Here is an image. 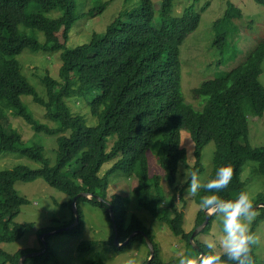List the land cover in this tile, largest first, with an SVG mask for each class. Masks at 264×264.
<instances>
[{
    "label": "trees",
    "instance_id": "trees-1",
    "mask_svg": "<svg viewBox=\"0 0 264 264\" xmlns=\"http://www.w3.org/2000/svg\"><path fill=\"white\" fill-rule=\"evenodd\" d=\"M174 1L161 0L160 21L156 22L153 1L138 0L134 8L120 12L104 33H94L89 41L66 47L69 29L79 18L77 0H0V98L5 99L14 114L29 122L35 131L53 135L57 143L55 162L51 163L43 145L25 144L22 134L11 125L9 115L0 107V154L16 152L42 164L38 168L17 164L0 169V243L17 240L34 227L33 222L14 221L21 206L28 202L15 188L18 180L43 178L50 186L69 195L66 202L71 207L76 198L80 215L78 224L69 229L65 226L75 220L74 212L71 221L61 225V229L42 227L40 234L44 233V239L39 238L42 249L45 247L43 241L47 248L40 254L27 255L38 251L30 247L14 252L0 247V264H20L23 256H26L23 264H48L54 256L48 243L50 231L59 229L53 234L73 235L83 231L82 201L103 209L114 229L111 238L119 243L113 242L114 252L126 251L138 242L144 243L148 248L147 256L140 263L144 264L150 256L145 238L148 235L154 245V255L148 264H178V259L163 258L161 245L135 213L129 215L121 194H116L118 200L114 193L107 198L108 181L101 169L111 160L108 173L120 170L128 176H136L133 191L138 205L184 238L187 254L193 250L191 255L197 258L201 252L208 251L197 235L209 230L215 213L194 237L196 247L190 237L205 220L206 212L200 207L194 228L185 231L184 213L177 210L175 191L167 195L161 176L149 172L147 151L159 140L158 145H153V153L165 170L168 184L175 187L180 164H188L187 152L181 143L182 129L188 130L194 140L195 161L191 171L196 172L197 177L204 170L201 164L204 146L211 140L215 142L212 169L205 180L214 176L218 166L229 167L231 179L226 188L220 190L223 198L232 199L245 190L241 173L247 161H256L258 165L254 170L264 176V146L253 147L248 138V114H264V85L259 79L264 39L249 48L240 46V51L229 57L228 63L238 61L192 89L194 96L201 97L204 102L203 107L197 109L183 93L180 45L199 26L201 14L189 5L181 15L174 16ZM254 1L264 6V0ZM31 2H36L37 8L27 12ZM107 4L108 1L103 2L90 14L102 11ZM57 7L63 9L62 14L46 15ZM241 16L240 7L228 2L222 16L214 21L213 42L221 49L236 26L234 19ZM20 26H24V30ZM38 32L44 35L43 41ZM25 49L60 51L59 78L49 73L42 77L46 97L38 93L22 71L17 55ZM23 94L31 95L34 102L46 108L50 124L35 117L23 102ZM68 98H75L76 103L79 100L88 103L95 122L89 124L86 114L73 111L67 103ZM203 191L200 189L195 194L198 204ZM81 192L92 197L81 196ZM180 194L183 197V188ZM252 205L258 212L256 224L264 219V194L258 193ZM111 206L115 212L114 220L110 215ZM255 224L249 230L253 235ZM93 244L92 240L81 241L78 249L88 251ZM220 255L223 259L222 253ZM249 255L254 264V242L249 246ZM86 264L108 263L94 258Z\"/></svg>",
    "mask_w": 264,
    "mask_h": 264
},
{
    "label": "rangeland",
    "instance_id": "rangeland-1",
    "mask_svg": "<svg viewBox=\"0 0 264 264\" xmlns=\"http://www.w3.org/2000/svg\"><path fill=\"white\" fill-rule=\"evenodd\" d=\"M105 1H108V4L102 11H98L94 15L90 14V11L99 8ZM152 1L156 11L155 21L159 22L161 0ZM228 2L240 7L242 16L234 19L236 26L230 31L227 43L221 49L213 42L216 33L213 24L217 18L222 16ZM137 3L138 0H77L79 18L69 29L66 47H73L87 42L94 33H104L107 25L120 12L134 8ZM207 3L208 5H206ZM36 5V2H31L27 6L26 11L35 10L37 8ZM189 5H193L194 10L201 14V19L199 26L190 32L180 45L182 89L186 100L195 108L200 109L204 105L203 99L195 97L192 89L202 80L218 75L221 71L228 69L230 65L238 61L239 59H236V61L228 63L229 57L236 55L240 51V46L249 48L253 43L264 39V6L254 0H175L172 14L174 16L181 15L184 8ZM62 13L63 9L57 7L46 13V15L56 17ZM20 28L24 30L25 27L20 26ZM38 36L41 41L44 40V35L41 32H38ZM17 59L20 62L23 73L35 86L38 93L46 97V88L42 82V77L49 73L52 77L59 78V70L62 63L60 51L44 52L25 49L17 55ZM259 79L264 85V59ZM87 97L89 98L90 96L88 95ZM22 100L39 121L50 124L44 106L34 102L29 94H23ZM67 103L73 111L86 114L89 124L95 122V119L90 115L88 103L82 100L76 103L75 98H68ZM0 107L9 115L11 125L22 134L25 144L38 143L43 145L45 155L50 159L51 163H54L57 146L55 137L45 132L35 131L29 122L14 114L13 110L7 106L5 99L0 98ZM248 115V138L251 146H264V114L262 116H253L249 113ZM51 123L55 124L53 121ZM158 142L159 140H156L154 143L158 145ZM181 143L186 149L188 164H180L175 187L168 184L165 170L159 164L156 154L153 153L155 152L153 148L155 144L149 148L147 156L149 172L151 175L159 174L161 176L164 192L168 195L175 191L177 210L183 211V228L188 232L195 226V218L200 204L197 203L195 194L187 192V182H182L185 169L191 171L195 161L193 155L194 140L186 129L181 130ZM215 148L216 144L211 140L202 150L201 164H203L204 170L198 175V179L202 182L212 169ZM0 155V169L11 168L17 164H26L32 168H38L42 165L40 162L16 152H3ZM112 163L113 160L106 162L101 169V173L106 175L108 181L107 198L109 199L113 193L115 195L121 194L124 197L129 215L135 213L143 221L153 234L154 239L161 245L164 259H179L180 256L187 255L188 246L186 240L175 234L167 223L159 221L146 209L138 205L137 197L133 191V187L137 184L136 176H128L120 170L112 174L108 173ZM257 165L256 161L249 160L244 164L241 173L245 190L249 193L252 202L258 193L264 194V176L254 170ZM15 188L20 195H24L28 199V202L21 206V210L14 221L17 223L33 222L34 227L17 240L1 242L0 247L8 252H14L25 247L37 249L38 251L42 250L41 228L45 226L59 228L61 225L69 223L73 218L74 210L66 202L69 200V195L50 186L41 177L29 181L18 180L15 182ZM182 188L183 197L180 196ZM117 196H115V199L118 200ZM81 212L84 229L80 234L52 233L49 237L48 243L54 256L48 264H86L94 258L103 259L108 264H124L125 260L130 256L135 257L138 264L143 262L148 251L144 243L138 242L126 251L114 252L113 242L115 240L111 238L114 229L108 223L100 206L89 201H82ZM257 214L258 212L247 222L249 230L255 224ZM209 226L208 231H202L197 235L199 241L218 240L222 236L221 224L216 214ZM254 237L256 253L254 264H264V219L255 224ZM87 240L94 241L93 246L88 251H80L78 244ZM214 251L217 255L223 253V249L218 245ZM190 254H194V251L191 250ZM0 261H2L1 256Z\"/></svg>",
    "mask_w": 264,
    "mask_h": 264
},
{
    "label": "clouds",
    "instance_id": "clouds-1",
    "mask_svg": "<svg viewBox=\"0 0 264 264\" xmlns=\"http://www.w3.org/2000/svg\"><path fill=\"white\" fill-rule=\"evenodd\" d=\"M231 179V169L227 166H218L214 176L204 180L198 179L196 172L185 169L182 182H187V192L200 194V207L208 214L215 213L220 221L222 236L218 240L206 241L204 248L208 251L201 252L197 258L189 253L178 259V264H252L249 255V246L254 242V235L249 232L248 221L256 212L247 191L241 190L232 199H225L220 190L226 188ZM215 190V191H209ZM217 245L223 249V259L214 249ZM124 264H138L135 257H128Z\"/></svg>",
    "mask_w": 264,
    "mask_h": 264
},
{
    "label": "water",
    "instance_id": "water-1",
    "mask_svg": "<svg viewBox=\"0 0 264 264\" xmlns=\"http://www.w3.org/2000/svg\"><path fill=\"white\" fill-rule=\"evenodd\" d=\"M79 195H81V196H87V197H89V198L92 197L91 194H88V193H86V192H81ZM72 208H73L74 213H75V220H74L71 224L65 226L66 229L72 228L74 225L78 224V222H79L80 215H79V209H78V205H77V202H76V198H74V200H73V202H72ZM109 210H110L111 218L114 220L115 212H114L112 206L109 207ZM210 215H211V214L206 213V218H205V220L202 222V224H200L197 228H195V230L193 231V233H192V235H191V237H190V241H191L196 247H198V245L196 244V242H195V240H194V237L196 236V234H197L200 230H202V229L206 226V224L208 223V220H209ZM114 226H115V228H116V225H115V224H114ZM59 229H61V228H59ZM59 229L52 230V231H50L49 233H54V232L58 231ZM41 237H42V239H44V238H43V237H44V233L41 235ZM145 238H146V241H147V244H148L149 250H150V256H149L147 262H145L144 264H148L149 261H150V259H151V258L153 257V255H154V245H153V242H152V240L150 239V237H149L148 235H145ZM43 242H44V246H45L44 249L39 250V251L30 252V253H28L27 255L32 256V255H37V254H40L41 252H43V251L47 248V243H46L45 241H43ZM115 243H116V244H119L118 241H117V239L115 240ZM25 257H26V256H23V257L21 258V260H20V264H23V261H24ZM198 257H199V256H198Z\"/></svg>",
    "mask_w": 264,
    "mask_h": 264
}]
</instances>
